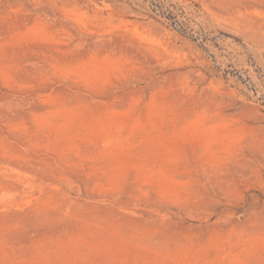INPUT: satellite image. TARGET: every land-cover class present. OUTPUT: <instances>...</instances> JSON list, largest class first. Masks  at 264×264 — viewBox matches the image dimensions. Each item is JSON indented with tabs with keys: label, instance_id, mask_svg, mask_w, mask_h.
<instances>
[{
	"label": "rangeland",
	"instance_id": "374dc122",
	"mask_svg": "<svg viewBox=\"0 0 264 264\" xmlns=\"http://www.w3.org/2000/svg\"><path fill=\"white\" fill-rule=\"evenodd\" d=\"M0 264H264V0H0Z\"/></svg>",
	"mask_w": 264,
	"mask_h": 264
}]
</instances>
